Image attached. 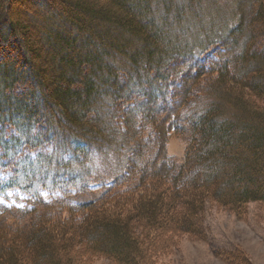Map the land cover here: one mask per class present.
<instances>
[{"label":"trees","instance_id":"trees-1","mask_svg":"<svg viewBox=\"0 0 264 264\" xmlns=\"http://www.w3.org/2000/svg\"><path fill=\"white\" fill-rule=\"evenodd\" d=\"M71 4L0 0V192L26 196L0 207V264H156L179 236L204 241L206 202L238 218L264 204V0L240 4L224 37L190 52L168 51L160 30L180 12ZM171 134L185 146L179 163L166 155ZM91 152L122 161L85 201Z\"/></svg>","mask_w":264,"mask_h":264},{"label":"rangeland","instance_id":"rangeland-1","mask_svg":"<svg viewBox=\"0 0 264 264\" xmlns=\"http://www.w3.org/2000/svg\"><path fill=\"white\" fill-rule=\"evenodd\" d=\"M75 1L71 0L72 6ZM189 1L163 0L162 2V0H159L158 2L157 0H148L152 16L157 17L156 15L162 14L164 12L163 8L166 7L171 17L180 12L181 18H183H180L179 24H174L175 26L172 29H166L163 26V29L159 28L161 31H164L162 36L165 37L168 43V51L180 49V52H190L199 49L201 46H206L213 39L218 40L224 37L237 23L238 6L241 4L243 7H246V0H191L190 2L194 3L191 4L195 5L194 17L188 18L189 13L186 7ZM72 8L75 10L74 6ZM13 11H17L19 14V9L13 7ZM187 18L193 23L197 22V26H191ZM87 19H89V22L86 29L93 30L98 28L96 26L97 23L94 22L96 21L94 17L87 15ZM106 42L108 41L106 40ZM85 46H81L80 54L82 57H86V48H89L88 44H85ZM157 55H155L156 58L154 59H157ZM148 85L150 87H147L146 90L150 89L155 94L157 89H162L161 85L156 87L153 83ZM145 86L147 84H144L141 87L142 89L136 87L135 92L137 90H145ZM130 89L131 87L128 86L127 90L130 91ZM142 91L138 94H141ZM92 97L90 98V102L93 100ZM64 98L72 108L76 107L74 97L69 96V98ZM83 99L84 96H81V101ZM96 106L98 107V104ZM112 128L113 131H110L111 133L114 132V127ZM88 137L91 138V136ZM165 149L167 157L178 163L182 160L185 146L174 134L168 136ZM104 154L110 155L111 152ZM118 154L114 153L106 158L101 154L90 153L88 160L90 174L93 177H88L82 181L83 184L89 186L90 190L88 194L86 193L81 197L82 200H92L101 194V185L108 183L109 177H114L115 175H112L113 172H115L118 165H121L122 159ZM142 163L141 161L140 164ZM83 168L86 169L85 167ZM33 188L38 191L37 187L34 186ZM41 195L45 199H48L47 194L42 191ZM25 199V194L17 189L6 190L5 193L2 191L0 192V207H3L2 209L13 206L22 207L25 205ZM3 217L4 219L1 221L5 225H10L14 222L11 216L3 215ZM200 224L201 231L204 233V241H192L187 236H179L173 240V244L166 252L160 253L155 258L156 264H225L223 257H226L227 254L233 258V262H229V264H264V204H248L245 207L243 215L238 218L231 212L219 208L214 203L208 201L204 205ZM220 254L221 256H218ZM238 257L239 259H237ZM91 262L92 264H113L103 257L93 258Z\"/></svg>","mask_w":264,"mask_h":264}]
</instances>
